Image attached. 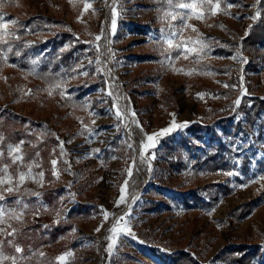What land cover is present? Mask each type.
<instances>
[{
	"label": "rangeland",
	"instance_id": "obj_1",
	"mask_svg": "<svg viewBox=\"0 0 264 264\" xmlns=\"http://www.w3.org/2000/svg\"><path fill=\"white\" fill-rule=\"evenodd\" d=\"M157 1L0 2V15L9 24V34L0 33V47L7 49L14 34L18 23L13 25L12 20L35 17L53 22L31 33L33 42L69 32L86 46L79 68L80 73L87 75L79 73L70 79L64 97L50 88H28L25 73L8 60V51L0 53V124L6 130L24 128L23 162L33 165V178H26L18 192L5 193V209L22 211L21 220L10 219L5 211L4 222L0 223L7 233L16 230L14 235H0V241L5 256L24 258L19 264H58L56 258L67 252L72 253L68 264H170V256L179 250L191 253L204 264H235L231 258L237 253L231 249L241 246H247L254 254L250 264H264V136L259 138L257 130H249L241 114L220 122L234 115L239 107L235 101L241 102L249 93L264 99V53L253 69L250 66L255 59L243 51V41L259 22L261 0H212L213 7H201V0L182 2H195V11L180 9L178 5L164 9ZM217 2L219 9L214 8ZM86 3L90 4L87 11ZM228 3L234 6L227 8ZM113 8L118 13L114 34L110 31ZM213 11L215 15L211 14ZM257 12V19H252ZM198 14L202 18H197ZM171 15L176 19L172 20ZM182 16L185 19L181 20ZM102 28L110 45L106 46L103 37L95 40ZM170 30L177 33L172 47L163 42ZM197 42L207 45L204 52ZM108 47L114 58L106 54ZM187 48L195 50L185 55ZM240 57L246 62L242 63ZM84 82L87 112L77 115L64 98ZM94 100L99 103L98 109L93 107ZM118 109L126 110L125 119L115 118L113 113ZM11 115L17 118L16 122L9 120ZM173 121L187 122V126L159 136L155 146L145 152L142 145L147 143V136L159 133ZM240 121L247 135L239 129ZM192 124L210 126L222 142L234 149L230 170L212 173L197 167L196 157L209 150L211 140L214 144L220 140L212 130H203L200 139L189 131ZM90 132L100 134L93 140ZM182 138L192 139L198 148L189 143L182 148L184 167L176 171L166 161L163 144L176 145ZM33 140L36 142L32 144ZM60 141L64 142L63 156ZM18 144L4 140V156L0 158V167L9 166L14 186L18 172L27 171L12 164L8 155L9 146ZM246 158L249 163L244 164ZM53 159L58 161L55 175ZM41 171L42 184L35 182ZM228 172L236 174L229 176ZM213 183L229 188L230 193L219 192L212 206H207L210 198L206 192L201 193L202 203L184 202V194ZM122 187L125 202L117 205ZM17 200L27 204V209L16 205ZM248 203L252 204L251 213L245 219L234 220L232 211ZM118 220L121 228L130 220L132 235L118 234L109 254L107 237ZM31 225L48 231L58 228V238L40 249L32 245L27 251L16 239ZM30 232L32 235L29 231L25 234L27 239H35L36 230L30 228ZM8 241L15 245L11 243L13 251L7 254ZM15 246L23 251L16 253ZM3 264H11V260Z\"/></svg>",
	"mask_w": 264,
	"mask_h": 264
},
{
	"label": "trees",
	"instance_id": "obj_2",
	"mask_svg": "<svg viewBox=\"0 0 264 264\" xmlns=\"http://www.w3.org/2000/svg\"><path fill=\"white\" fill-rule=\"evenodd\" d=\"M5 1L6 0H0L1 3H4ZM183 1L185 0H171V4L169 3V0H158L157 2L159 7H163L165 9L175 7ZM11 3L12 5L14 4L13 2ZM259 5L261 8L259 22L251 29L249 37L243 41V51L250 53L255 59V63L250 66L253 69L257 68L258 60L263 57L264 53V0H261ZM52 22V20L45 17L27 18L18 22L15 27L14 34L9 39L6 47L11 48V51H8V60L25 73L28 88L33 91L50 88L54 90L57 95L61 96L60 93L62 90L65 91L67 82L80 73L79 66L81 62V53L86 46L79 42V40H77L69 32H59L46 41L41 40L39 42H33L30 40L29 35L31 33L37 32L40 28L47 27V25ZM26 29H30V31H27ZM67 44L68 47L66 46ZM17 52H19V55L16 54ZM33 60H37L38 63L33 64ZM90 71L92 73L93 69ZM239 83V80H237V85H239ZM56 84H59L60 86L54 87ZM84 85L85 82L78 86L77 91L70 92L69 95L64 98L67 106L77 115L87 112ZM249 95L250 96H246L242 99L234 115L221 119L220 122L224 123L228 120H232L237 114L244 115L245 125L249 128V130H257L259 132V138H262L264 136V99L252 96L251 93H249ZM93 107L96 109L99 108L97 100H94ZM11 116H9V120L11 122H16L17 118L15 116ZM3 122L5 123V120H3ZM19 125L24 127L21 123H19ZM237 125L244 134H248L243 121L238 122ZM0 126L2 125L0 124ZM203 130H212L215 138H218L220 142L219 144H214L213 140L210 141L209 150L206 151L203 156L198 155L196 157L197 167H204L212 173L230 170L233 153L235 152L234 149L222 142L221 136H219L217 131H214L210 126L204 127L201 124H192L189 128V131L198 135L200 139H203V136L200 134ZM0 136L3 137V141L9 140L19 143L24 140L26 133L24 128L12 131L6 130V128L3 127L0 128ZM32 137L34 138V136H30L29 138ZM34 140L32 144L36 142ZM187 143H189L193 148H198V146L193 144V140L189 138H182L176 145L172 142H169V144H163L166 161L173 170L179 171L183 169L182 167L184 166L182 163L183 160L181 150ZM247 163H249V158H246L244 161V164ZM202 192H206L210 198V203L207 204V206H212L217 202L219 192H223L224 195H228L230 193V189L223 187L219 183L199 186L194 190H191L189 193L184 194V202L187 204L191 201L202 203ZM251 211L252 204H244L233 210L231 217L237 221L242 220L245 219ZM30 228H34L37 232V237L33 240H28L27 235H25L27 234V231H29V235H32ZM59 230L60 229L57 228L53 231H48V229H44L40 225H31L27 227L24 234H21L22 236H19L16 239V243L23 246L27 251L28 248L33 247L32 245L40 249L47 244L55 242L58 238L56 236ZM32 232L35 233L34 231ZM51 233L54 234L49 236ZM12 244L14 243L12 242ZM12 244L6 247L8 248V250H6L7 254L13 251L11 248ZM231 250L237 253L236 256L231 258L233 263L250 264V260L254 254L251 253L247 246H241ZM170 264L204 263L191 253L185 250H179L170 256Z\"/></svg>",
	"mask_w": 264,
	"mask_h": 264
},
{
	"label": "snow or ice",
	"instance_id": "obj_3",
	"mask_svg": "<svg viewBox=\"0 0 264 264\" xmlns=\"http://www.w3.org/2000/svg\"><path fill=\"white\" fill-rule=\"evenodd\" d=\"M169 3L171 4V0H169ZM209 6V7H213V4H212V0H201V4L200 6L203 7V6ZM234 5H232L231 3H228L226 5L227 8H231L233 7ZM90 7V4L86 3L85 4V11L88 10V8ZM178 7L180 9H189V10H192V11H195V9L197 8V4L195 2L193 3H181L178 5ZM214 8L216 9H219L220 8V4L217 2L215 5H214ZM212 15H215V11L211 12ZM117 15L118 13L116 12L115 8L112 9V20H111V28H110V31L112 34L115 33L116 31V28H117ZM168 15L169 14H166L165 16V19L168 18ZM259 16V12H257L256 16H253L251 17L252 19H257V17ZM197 18H202V14H198L197 15ZM171 19L172 20H175L176 19V16L175 15H171ZM185 19V17H181V20ZM11 23L13 25L17 24L18 22L16 20H12ZM9 27V24L8 23H5L3 22V16L0 15V33H3L4 35H8L9 33H7V29ZM222 27V26H221ZM27 31H30V29H26ZM193 31H195V29H193ZM162 33H163V30H162ZM177 36V33L175 32H172L171 30L169 31V36L167 38H165V41L163 42H167V44L169 45V47H172V40ZM104 38L105 41H106V46L107 45H110L111 41L108 39V37L105 35L104 31H103V28H102V31H101V34L96 36L95 37V40L96 41H99L101 38ZM0 40H2V36H0ZM4 44H7V41H3ZM199 43L200 45V51L201 52H204V49L207 47L206 44L202 43V42H197ZM180 46L177 45V48H179ZM195 49L193 48H187L185 49V55H187V53L189 52H192L194 51ZM7 51H11V48L8 47L7 49H5L4 47H0V53H6ZM17 55H19V52L16 53ZM111 58H114V54L112 53L111 51V48L108 47L107 49V53ZM205 55H207V53L205 52L204 53ZM4 58L6 59V54L4 56ZM169 60L171 59L170 55H169ZM237 57H233V59H236ZM241 59V62H246L244 60L243 57H240ZM33 64H36L38 63L37 60H33L32 61ZM89 63L91 64L92 61H89ZM97 64H99V60L96 61ZM97 71H102V69L98 68ZM111 70H109L110 72ZM81 75H87V72H83V73H80ZM60 85L59 84H56L54 85V87H59ZM227 87V85H225ZM29 94H31V92H29ZM49 94L51 95V91H49ZM61 96L64 97L65 96V91L62 90L61 91ZM109 95H111V93H109ZM200 95H203V94H200ZM87 103V102H86ZM240 103V100H236L235 101V104L238 106ZM111 111V110H109ZM126 112L125 109H118L116 110L113 115L115 116V118L117 120H123L125 119V115L124 113ZM131 115L134 117L135 116V113L132 112ZM135 123V121H133ZM187 126V122H185L184 124H176L175 121H173L171 123V125L169 127H166L164 129H162L159 133H156V134H153V135H148L147 136V143H144L142 145L144 151L146 152L148 149L152 148L155 146V142L157 140V138L159 136H163V135H166V134H169L171 133L174 129H178V128H183V127H186ZM46 128V126H44ZM117 127H119V125H117ZM102 131V130H101ZM100 132H90L89 135L91 137V139H95V136L99 135ZM2 142H3V137L0 136V158H2L4 156V151H3V147H2ZM23 141H20L18 145H15V146H9L8 148V155L10 156L11 158V161H12V164H17L18 167H21V168H27V171H19L18 172V181L16 182V185L14 186L13 185V182H12V177L8 174V165H2V167H0V176H2L3 178H0V223H3L4 222V214H5V211H7V214H8V217L10 219H15V220H21L22 218V215H23V212L22 211H17V210H14V209H5V206H4V201H5V193H12L13 191H19V185L20 184H23L27 179H32L33 178V173H32V167L33 165L32 164H28V165H25L24 162H23V155L21 153V147L23 145ZM60 154L61 156L65 155V152H64V149H63V141H60ZM96 153L98 155L99 153V150H96ZM37 156L39 155V153L36 154ZM152 158H154V154L152 156ZM141 159L143 160L144 159V154L142 153L141 154ZM58 161L56 159H53L51 161V164L53 166V174L55 175L56 174V169H55V166L57 165ZM65 163H68L67 161H65ZM38 166V165H36ZM70 171V165H69V169ZM149 170L151 171V168H149ZM131 173H129L130 175ZM236 173L234 172H228L226 173V175H234ZM43 171L39 172L38 174H36V178H35V182L37 183H41L42 184V178H43ZM4 184H8L9 186L7 188H4L3 185ZM126 187V185H125ZM125 187H122L121 188V197L120 199L117 201V205H119L120 203H124L125 202V196H124V192H125ZM33 195H39L38 193H31ZM15 204L18 205L21 209H27L28 205L23 203L22 200H17L15 201ZM45 210H47V206L46 205H43L42 206ZM37 214H38V211H37ZM57 215L59 216V213H57ZM105 215V219H107V212L104 213ZM120 219H124L123 217L120 218ZM129 224H130V220H126L125 221V225L123 228H121L119 226V220L117 221L116 225L113 226L111 229H110V232H111V235L107 237V239L110 241V243L108 244L107 246V251L109 252V254H111L112 250H113V247L116 245L117 243V236L118 234H121V233H124V234H127V235H132L131 233V230H130V227H129ZM47 227V226H45ZM97 231H99V228L96 229ZM15 229H13V232L12 233H7L4 231V229L0 228V235H14L15 234ZM73 231H75V229H73ZM9 244L12 243V241H8ZM2 246H3V241H0V264H3V261L5 260H11V264H19V261L24 259L23 257H16V256H13V257H8V256H5L3 254V251H2ZM23 250L19 247V246H15V252L16 253H21ZM42 255V254H41ZM72 256V253L71 252H67L59 257H57V261H58V264H68V258Z\"/></svg>",
	"mask_w": 264,
	"mask_h": 264
}]
</instances>
